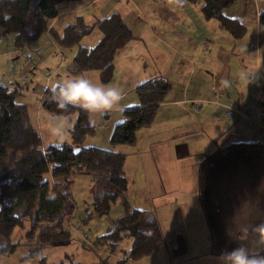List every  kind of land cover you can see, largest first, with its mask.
Listing matches in <instances>:
<instances>
[{
    "label": "crops",
    "instance_id": "0c3cea01",
    "mask_svg": "<svg viewBox=\"0 0 264 264\" xmlns=\"http://www.w3.org/2000/svg\"><path fill=\"white\" fill-rule=\"evenodd\" d=\"M76 1L79 0L71 2L73 4ZM100 1L102 0H86L85 6L73 8L69 5L59 6L60 12L49 24V30L61 35L65 27L78 21L90 26L110 15H120L109 4H105L97 13L98 17L92 15L87 19L90 23H84L81 14ZM131 7L133 13H129L126 8L120 12L129 14L132 26L127 22V17L120 16L134 40L116 54L111 79L113 84L122 90L123 99L118 107L95 113L90 117L92 120H89V123L95 130L94 134L96 132L98 134H95V139L88 142V146L111 149L110 137L114 127L123 120L122 112L139 105L135 95L137 86L152 79L162 78L170 84L171 89L164 102L157 108L153 123L148 128L136 132L135 144L117 146L115 147L117 149L113 150L125 155L123 171L128 182L129 206L146 212L150 218H155L159 222L165 243V246L153 254L137 262L125 264H215L213 258L216 256L211 253L209 232L197 196V170L202 160L215 151V143L220 146L230 143L251 144L249 141L234 140L237 135L231 132L236 124L250 132L252 130L238 117L233 120L232 117L225 119L224 109L219 105L235 106L239 109L250 106L262 108L264 94L259 95L258 88L263 90L264 80L258 72L261 63L258 56L261 54V35L263 36L264 31L259 24V15L264 12V0H240L225 12L229 18L237 20L245 28V36L239 41L222 30L215 20H204L200 13V2L193 5L179 0H163L161 3L137 0V5ZM60 20L61 27L57 28L56 24ZM93 32L81 40L79 47L91 49L99 43L101 34L98 31ZM0 41H8L10 49L17 53L13 47L12 37L2 38ZM77 49L78 47L65 49L67 52L63 53L64 50L57 46L48 31L29 49L17 53L24 55L29 65L24 74L17 75L20 79L26 78L25 76L29 74L25 83L18 85L21 94L32 96L41 106L38 96L51 89V85L56 81L69 76L67 69ZM68 52L69 57H66ZM252 55L255 61H252ZM49 56L59 60L55 64V77L57 74L60 75L62 69H65V74L60 78L57 76L53 83V78L42 82L43 91L36 92L31 89L34 88L36 79L33 75L35 65L32 62L35 64L40 59L46 61ZM87 74L84 76L94 83H99L97 73ZM255 77L258 84L252 80ZM16 78L14 82L18 80ZM28 79H32L33 82L30 80L31 83L28 84ZM12 83L13 81L10 85L0 84L11 88ZM35 83L41 85L40 82ZM254 93L260 102H254L252 97ZM194 104H199L198 108H193ZM35 129L38 132L36 127ZM225 135L228 138L225 140L226 143L220 144L219 139ZM238 136L241 138L242 135L239 133ZM256 143L262 142L252 144ZM76 179L77 177L74 184ZM87 180L90 183L89 178ZM224 183L220 181L216 184L214 191H217L224 215L233 216L237 212L235 208L239 206H236L232 195L225 190L233 189V192L242 190L243 193L246 191L247 194L242 196V202L249 196L248 190L243 186L226 187L227 184ZM89 187L88 185V192L91 189ZM73 188L74 185L71 194ZM250 190L253 191L252 188ZM90 201L91 196L88 197V203H84V214ZM117 204L113 205L109 213L111 215L116 208L118 210L114 212L115 217L108 220L109 224L92 218L90 220L92 225L90 221L86 223L91 229L87 232L82 229L81 233H77L72 228L80 227L73 222V217L78 211L74 202L71 229L68 228L79 241L86 238V246L95 250V253L81 254L80 259L83 262L93 264L104 261L106 264H117L122 260V254L129 251L131 243L125 244V249L119 246L113 255L92 245L94 238L101 236L103 228L107 229L113 220L122 215V208L119 203ZM261 207L264 208V196H261ZM178 236L184 241L185 253L180 257H172L171 250ZM82 248L87 249L85 246ZM26 256L25 249L21 248L9 258L0 257V264H38L36 261H27ZM66 256L63 255V259ZM55 258L59 260V257ZM75 262L82 264L80 261Z\"/></svg>",
    "mask_w": 264,
    "mask_h": 264
},
{
    "label": "trees",
    "instance_id": "16d2710c",
    "mask_svg": "<svg viewBox=\"0 0 264 264\" xmlns=\"http://www.w3.org/2000/svg\"><path fill=\"white\" fill-rule=\"evenodd\" d=\"M68 1L74 0H0V39L12 37L15 51L22 53L49 31L59 48L78 47L68 68L69 75L95 72L99 83H110L116 54L134 40L131 31L118 14L90 26L78 21L65 27L61 35L49 30V24L60 12V4ZM152 1L161 3L163 0ZM179 1L193 5L200 2L204 20H215L236 41L245 36V28L225 13L240 0ZM259 24L264 29V12L259 15ZM94 30L101 34L99 43L91 49L79 47L81 40ZM170 89V84L162 78L137 86L135 95L139 105L122 112L123 120L114 127L110 137L111 149L105 150L84 146L85 137L94 134L93 127L89 126L88 112L77 107L58 108L51 101L50 89L44 91L40 101L48 113L67 117L77 111L78 116L70 131V145L43 148L41 137L31 122L29 107L17 102L22 96L20 91L0 84V257L9 258L22 248L27 253V261L79 264L69 256L49 263L45 254L46 250L74 240L69 230L75 209L71 190L78 176L89 178L92 184L91 201L80 220V227H72L74 231L81 233V227H85L92 218L108 216L117 203L122 208V215L111 222L103 235L94 238L92 245L95 248L113 255L123 240L129 238L130 249L122 254V260L117 263L125 264L137 262L165 246L159 222L146 212L129 206L128 182L123 171L125 155L113 149L135 144L136 132L153 123L157 108ZM215 144V151L198 166L197 196L209 232L211 253L218 256L222 251L237 247L240 242L226 234L234 215H224L214 188L221 181L227 184L226 187L243 186L248 195H255V191L250 189L254 187L256 190L262 178L255 171H261L259 166L264 164V141L256 144L230 143L226 146ZM228 190L225 191L232 195L238 210L246 191ZM16 230L21 235L12 241ZM86 241V238L80 239L82 246H86ZM184 253V241L178 236L171 250L172 257H180ZM93 264L106 263L97 261Z\"/></svg>",
    "mask_w": 264,
    "mask_h": 264
},
{
    "label": "rangeland",
    "instance_id": "374dc122",
    "mask_svg": "<svg viewBox=\"0 0 264 264\" xmlns=\"http://www.w3.org/2000/svg\"><path fill=\"white\" fill-rule=\"evenodd\" d=\"M140 1L141 0H138V2H140ZM76 2H73V4L71 1L64 2V3L60 4V6L61 5H64V6L69 5L70 8H73V7H81V6L86 5V0H79ZM105 4H109L116 12H118L124 18L127 17V22L129 23V25L132 26V24L129 22V14L122 13V12H120V10L123 8H126V10H128L129 13H131V12L133 13L131 6L135 7V5H137V0H102L99 3H97L96 5H94L93 7H91L88 11L81 14V15H83L84 23H90V22H87V19H89V17L91 18L92 15H95L96 17H98L97 13L101 11L100 8L102 6H104ZM61 23H62V20L58 21V23L56 24L57 25L56 27L57 28L61 27ZM94 32H97V31L95 30ZM262 32H263L262 33L263 36L261 35V54H260V56H258L259 57L258 60L261 63L259 64L258 72L260 73L262 80H264V31H262ZM248 36H249V32H248ZM7 42L8 41H3V42L0 41V83H2L4 85H10L11 82L13 81L12 86L9 89H12L15 91H17V90L21 91V89L18 88V85L25 83L26 78H29V74L27 76H25L26 78L20 77V79H18L19 76H17V75L24 74L26 72V69L29 68L28 59L24 55L17 54L14 51H12L10 49V45ZM64 51H63V53L66 54L67 51H65V52ZM66 57H69V52L67 53ZM251 59H252V61L253 60L255 61L254 55H252ZM57 62H59V60H55L53 58V56H49L46 61H42L40 59V61H37L35 64L32 62V64L35 65V70H34L35 72L33 75L35 76L36 79L34 80V88H31V89H33L36 92H42L43 91L42 90V88H43L42 82L45 83V81L47 82L50 80V78H53V80H52V83H53L56 80L57 76H59L58 78H60V77H62V75L65 74L64 73L65 69H62L60 72V75L57 74L55 77L54 71H55V66H56L55 64H57ZM71 62H70V65H71ZM67 71H68V69H67ZM87 73H89V72L83 73L82 75L87 74ZM251 74H253V73H251ZM15 78L18 79V80H15L16 82H14ZM22 79H25V80H22ZM28 80H29L28 84H29V82L31 83V81L33 82L32 79H28ZM35 81L40 82L41 85L39 86V83H35ZM28 84H25V85L27 86ZM111 84H113V82ZM28 89H30V88H28ZM258 92H259V95L262 96L264 94V88L262 91L259 90V88H258ZM252 97L255 100L254 102H257V103L260 102L259 97H257L255 95V93L252 95ZM17 102L23 103L29 107L28 113H29L31 122L38 129V133L40 134V137H41V145L43 148H46L49 145H54V144H59V145H62V144L68 145L69 144L70 145L71 140H72L70 131L72 130V128L76 122V119L78 116L77 111L71 113L67 117H56V116H53L50 113H48L42 106H39L38 101L36 99H34L32 96L22 95L17 100ZM198 105L194 104L193 108H195V107L198 108ZM248 108H253V106H250ZM262 108H264V102H262ZM92 116H93V114L88 112V121L92 120L90 118ZM236 117L237 116L233 114L232 120H233V118H236ZM224 118L228 120V118H226L225 116H224ZM239 120L242 122L241 119H239ZM89 126L92 128V125L90 123H89ZM92 131L95 132L94 129H92ZM231 133H234L237 135V138L234 139L237 141H240V140L241 141H249L251 143L260 142V141L263 142V138H262L261 134L256 133L254 130H252L250 132L249 130L243 128L240 124H236V127L232 128ZM239 133L242 135L241 138L238 136ZM95 134L97 135L98 132H96ZM95 134L87 135L85 137V139L83 141V144L85 147H89L88 142L92 141V139H95V137H94V136H96ZM226 139H228L226 135L221 137L219 139L220 144L226 143L225 142ZM230 142H235V141H230ZM116 149L117 148H114L113 150L115 151ZM259 167H262L261 171L257 170L255 172L260 173L259 174L260 177L261 176L264 177V164H262ZM251 171L254 172V169H251ZM87 179H88V177H86V176L77 177L75 184H74L73 193L71 196L72 201H74L76 206L78 207L77 214L73 217V222L76 224L80 223L79 220L83 217V214H84V203H88L87 202L88 197L90 198V196H91L90 191L88 192L87 188L89 185L90 186L89 189H90L92 184H91V182L88 183ZM252 190L255 191V188H252ZM117 208H119L118 204H117ZM117 208L115 209L114 212H116V211L118 212ZM114 212L111 215H109L108 217L97 218V220H99V222H108V224H109L108 220L115 217ZM90 224H91V221H90ZM89 229H91L90 226H88V227H87V225L85 227L83 226L84 232H87ZM105 230H106V228H103L101 235L105 232ZM19 235H21L20 231L16 230V232L14 233V235L12 237V241H15ZM89 240L91 241V238H89ZM127 243L128 244L131 243L129 238L124 239L122 242V245L120 244V247L123 249L125 244H127ZM85 248H87L88 250L82 248L81 242L74 236V240L71 243L65 244V245H62L59 247H55V248L51 249V251H50V249L46 250L45 254L48 257L49 263H55V262L63 259V255H67L70 258L74 259L75 261L82 262V264L83 263L89 264L90 262H88V261L83 262L80 259L81 254H87L86 252L95 253V250H93L87 246H85ZM118 249H119V247H118ZM55 257H59L58 258L59 260H56Z\"/></svg>",
    "mask_w": 264,
    "mask_h": 264
},
{
    "label": "clouds",
    "instance_id": "9594fccd",
    "mask_svg": "<svg viewBox=\"0 0 264 264\" xmlns=\"http://www.w3.org/2000/svg\"><path fill=\"white\" fill-rule=\"evenodd\" d=\"M51 101L60 109L78 107L95 114L116 108L123 99L122 90L110 83H94L82 74H72L51 85ZM264 177L230 220L226 234L239 241L237 247L214 257L215 264H264Z\"/></svg>",
    "mask_w": 264,
    "mask_h": 264
},
{
    "label": "built area",
    "instance_id": "2783aa9c",
    "mask_svg": "<svg viewBox=\"0 0 264 264\" xmlns=\"http://www.w3.org/2000/svg\"><path fill=\"white\" fill-rule=\"evenodd\" d=\"M252 80L257 83L256 77L252 78ZM17 91L19 92L20 90ZM38 98L39 101L43 100L42 95L38 96ZM219 106L224 109V116L226 118L232 117L233 114L236 115L239 119L243 121L246 127L254 130L258 134H261L264 141V108H256L253 106V108L239 109L235 106Z\"/></svg>",
    "mask_w": 264,
    "mask_h": 264
}]
</instances>
